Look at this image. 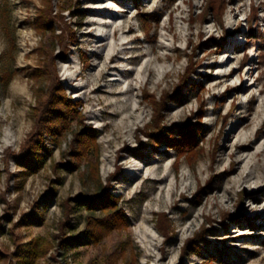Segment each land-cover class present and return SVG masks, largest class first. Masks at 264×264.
<instances>
[{
	"label": "rangeland",
	"instance_id": "374dc122",
	"mask_svg": "<svg viewBox=\"0 0 264 264\" xmlns=\"http://www.w3.org/2000/svg\"><path fill=\"white\" fill-rule=\"evenodd\" d=\"M0 264H264V0H0Z\"/></svg>",
	"mask_w": 264,
	"mask_h": 264
},
{
	"label": "trees",
	"instance_id": "16d2710c",
	"mask_svg": "<svg viewBox=\"0 0 264 264\" xmlns=\"http://www.w3.org/2000/svg\"><path fill=\"white\" fill-rule=\"evenodd\" d=\"M47 22L44 24H47ZM55 87H57L58 90H61V87L58 82L56 83ZM58 90L51 93V95L48 97L49 100L47 101V109L49 108L48 111L54 114V116L51 118V121L54 122L53 124L54 126L57 123V121L64 120L67 113L71 114L73 112H78L74 104L70 102V99H66L64 95L62 96V93H61L62 90L61 91H58ZM66 110H68L69 112ZM79 121L83 123L82 118L79 119ZM44 124L45 122L43 120L40 122L39 127L42 128L43 126H45ZM83 136H90L89 131H85L82 137ZM43 146L44 145L41 144V147ZM30 156L31 155L28 153V155H26V159H30ZM34 159H37V158L34 157ZM101 197L102 195L99 194L97 195V197L96 196L89 197L86 200L89 202V204H92L94 202L99 203L100 201H103L102 208L109 210L110 207L107 205H109L108 201H110V198H107L106 200H104L103 197L102 198Z\"/></svg>",
	"mask_w": 264,
	"mask_h": 264
}]
</instances>
